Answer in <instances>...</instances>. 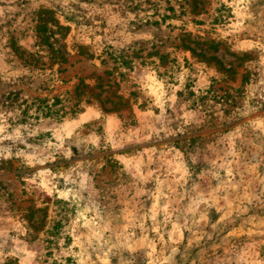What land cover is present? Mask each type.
<instances>
[{
	"label": "rangeland",
	"instance_id": "374dc122",
	"mask_svg": "<svg viewBox=\"0 0 264 264\" xmlns=\"http://www.w3.org/2000/svg\"><path fill=\"white\" fill-rule=\"evenodd\" d=\"M0 264H264V0H0Z\"/></svg>",
	"mask_w": 264,
	"mask_h": 264
}]
</instances>
